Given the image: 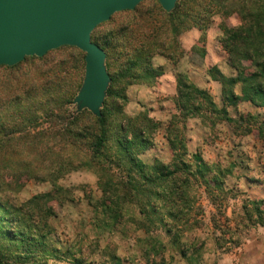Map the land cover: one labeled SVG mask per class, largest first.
I'll return each mask as SVG.
<instances>
[{
	"label": "rangeland",
	"instance_id": "374dc122",
	"mask_svg": "<svg viewBox=\"0 0 264 264\" xmlns=\"http://www.w3.org/2000/svg\"><path fill=\"white\" fill-rule=\"evenodd\" d=\"M177 5L178 13L172 24L166 21L168 15L160 12L157 0H145L134 11L115 13L92 33V39L106 50L108 73L114 78L107 116L111 135L102 157L114 155L115 137L123 135L119 125L129 119L134 123L137 120V124L142 122L149 139L147 147L136 154L143 165L151 167L157 161L166 164L173 161L174 154L165 137L170 130L177 132V146L184 144L183 159L193 165L203 159L214 170H220L221 188L211 195L221 198L217 202L221 207L211 201L198 178V204L202 211L199 219L203 224L186 231L179 240L185 246L203 242L202 248L192 254L189 249L184 256L182 248L186 247L171 243L174 230L166 235L161 227H152L149 233L136 228L138 211L134 204L122 205L125 217L120 223L105 222L96 206L102 197L100 178L106 168L117 177L123 171L110 167L109 161L103 158H91L86 144L90 142V135L74 140L65 130L66 127L73 132L96 130L89 111L77 113L75 105L68 103L84 73V62L78 67L69 60L66 64L71 67L70 75L48 90L39 91L38 96L33 95L32 101L43 100L44 104L40 102L41 106L35 109L30 105L27 118L13 115L15 109L24 105L23 100L2 99L5 91L0 90V146H4L0 149V205L3 206L0 208V264H264V226H244L248 221L242 212V206L251 201L263 204L264 210V100L252 96L234 103L224 101L223 88L219 100L214 97L218 93H213V88L201 86L205 78L203 70L189 72L199 85L186 73L190 60L203 62L207 32L211 37L208 46L213 49L219 45L228 56L221 41V25L238 27L242 21L236 12L228 17H223L218 10L208 13L210 0H184ZM192 10L198 13L194 20H179L180 13ZM193 21L201 22L205 31ZM171 25L179 26L181 31L175 34ZM138 34L143 49L135 53L132 48L134 44L138 46ZM152 39L156 44L151 49L148 67L146 58L150 53L146 52L145 43ZM71 52L84 55L79 49L61 47L45 60H27L14 71L0 68V80L7 73H27L44 79L50 58L66 57ZM240 63L247 67V72L254 69L245 59ZM146 67L153 70L147 71ZM229 69L224 74L218 68L227 77L235 76L236 72ZM182 73L189 82L208 93L217 111L225 109L234 122L229 123L222 114L212 111L206 100H200L197 114L181 116L177 76ZM169 76L174 77L175 88ZM233 91L243 96L239 82ZM145 116L151 119L153 127L146 128ZM213 174L208 173L206 178L210 179ZM218 209L231 225L238 223L239 245H233L227 252L216 245L215 237L220 230H215L211 223V216L215 215L219 227L224 228Z\"/></svg>",
	"mask_w": 264,
	"mask_h": 264
},
{
	"label": "trees",
	"instance_id": "16d2710c",
	"mask_svg": "<svg viewBox=\"0 0 264 264\" xmlns=\"http://www.w3.org/2000/svg\"><path fill=\"white\" fill-rule=\"evenodd\" d=\"M180 1L184 0L177 1L174 9L171 11H164L160 6V12L168 15L166 21L170 24H172V19H174L176 13H178L177 4ZM210 5L211 7L208 6L207 9L208 13H213L214 10H218V12L223 13V17H228L230 14L236 12L242 21V24L238 27L221 25L223 35L221 41L223 42L225 51L228 53L229 67L236 72V75L227 77L223 75L216 66L208 70L211 78L222 84L223 100L234 103L235 101H239L240 98L250 99L252 96H259L264 100V0H210ZM135 9L129 11H134ZM197 14L198 13L193 10L191 12L180 13L179 20L185 21L186 18H189L191 22L196 18ZM182 21H179V23H183ZM194 22L195 21H193L194 25L205 31L206 27L202 25L201 22ZM178 27L179 26L176 25L172 26V30L176 32L175 34L181 31ZM139 37L140 34H138L136 38L138 46L134 44L132 48L135 53L143 49V43L139 41ZM203 39L204 36H201V40ZM151 41L147 40V44L145 43V46H147L146 52L148 51L150 53L148 58H146L148 67L150 65L148 62L149 58L153 53L151 49L156 44L153 39ZM237 42L241 45L237 46ZM72 48L77 49L75 47ZM59 50H61V47L49 51L42 57H26L23 61L14 66L9 67L0 65V68L14 71L21 63L27 60H45L51 52L56 53ZM157 51L161 52L162 49H158ZM242 59L249 61V67L254 69L247 72V67L240 63ZM69 60L74 61L78 67H82L84 55L71 52L67 54L66 57L50 58L48 61L49 68L47 76L44 79H40L37 75H29L27 73L5 74L0 80V90L3 88L5 91L2 99L7 100L8 97H12V101H17L18 99L21 100V102L23 100L24 103L22 107L14 110L13 115L27 118L29 117L28 107L30 105L33 106V108H39L41 106L39 105L40 102L44 104L43 100L32 101V96H38L39 91L48 90L52 84L61 82L64 80L65 76L67 77L70 75L69 70L71 67H68L66 64ZM129 62L132 61L130 60ZM134 62L131 64H134ZM105 63L108 71L107 53ZM149 70H153V68ZM157 74L159 75L160 73ZM109 76L111 81L101 109L102 116L97 118L92 115L96 130L93 131L89 129L87 131L73 132L69 131L70 129H68V127L65 128L68 135L70 134L75 138L74 140H76V137L81 138L85 136V134L88 136L90 135V142L86 144L88 145L87 148L92 153L91 158L94 160L103 158L109 161L111 164L110 167L121 168L123 171V173H120V177H117L116 174L110 173V168L103 170L105 172L104 176L100 178L102 197L99 199L96 206L100 208V213L103 215V219L107 224L108 220L115 224L120 223V220L125 217V213L122 212V205L124 203L134 204L138 211L136 228H141L149 233L152 227H161L166 235L172 234L174 230L175 232L171 235V243H177L186 247L184 249L182 248V254L184 256L189 249L191 250V254L196 253L202 248L203 242H200L196 246L193 243H190V246H185L184 243L179 240L181 235L186 231L197 228L203 224V221L199 219V216L202 215V211L198 204V178H200L211 201L217 204V207H221L220 204L217 203L221 201V198L218 195H211L215 190L221 188V171L214 170V166H210L203 159L198 160L194 165L190 163V161L183 159L182 155L186 152L184 144L182 143V145L177 146L175 143L177 132L171 133L170 130L167 131L165 137L174 154L173 161L169 164L157 161L151 167L143 165L137 159L136 154L138 151H142L147 147L149 139L145 135L146 132L144 131L145 129L144 125L142 126V122L137 124V120L134 123L129 119H124L125 122L119 125L118 130H120L123 135L115 137L116 142L114 144L116 146V152L114 155L111 157H102L105 151L106 141L109 135H111L107 116L110 109L108 98L113 95L114 78L110 74ZM238 82L241 84L242 97L236 95L233 91L234 86ZM61 98H63V96H61ZM177 98L179 107L183 112L181 116L183 117L197 114L195 110L201 105L202 102L200 100H206L211 110L217 111L208 93L189 82L185 74H179L177 76ZM72 99L68 100V103H71ZM9 102H11V100ZM194 102H196V104ZM217 113L222 114L225 121L229 123L234 122L232 118L227 116L225 109H218ZM74 118H76V115H74ZM144 120L147 122V129L154 126L151 119L146 116ZM248 131L250 130L248 129ZM3 148L4 146H0V149ZM178 151L182 153L177 157ZM115 155L116 157H114ZM212 172L214 173L213 176L207 179L206 175ZM262 207L263 204L257 201H251L249 204L242 206L244 219L248 221V225L246 224L244 226H255L258 224L264 226V210ZM0 208L2 209L3 206L0 205ZM217 214L223 218L225 225L223 229L220 228L216 216H211L212 227L215 230H220L219 235L215 237V242L223 252H227L233 245H239L240 236L236 233L238 223L235 222L231 225L228 217L224 215L221 209L217 210Z\"/></svg>",
	"mask_w": 264,
	"mask_h": 264
},
{
	"label": "water",
	"instance_id": "95a60500",
	"mask_svg": "<svg viewBox=\"0 0 264 264\" xmlns=\"http://www.w3.org/2000/svg\"><path fill=\"white\" fill-rule=\"evenodd\" d=\"M145 0H0V65L14 66L26 57H42L63 46L84 53L81 85L72 99L75 111L97 118L111 78L106 52L92 32L118 12L133 10ZM165 11L179 0H157Z\"/></svg>",
	"mask_w": 264,
	"mask_h": 264
},
{
	"label": "crops",
	"instance_id": "0c3cea01",
	"mask_svg": "<svg viewBox=\"0 0 264 264\" xmlns=\"http://www.w3.org/2000/svg\"><path fill=\"white\" fill-rule=\"evenodd\" d=\"M195 31L196 32H199V30L196 29V28H195ZM206 36H207V45H206V49H205V56H204L203 62L202 63H196V62L190 60L189 61V68L187 67L186 73L192 79L193 78V75L191 73H189L190 71L193 72L194 70L195 71L203 70V74H204L205 78H204V80H203L202 83L200 82L201 83V86H204L205 88H208V89L213 88L214 89L213 93L214 92H215V94L218 93L217 96L213 94L214 97L215 98H218L220 100L221 99V89H222V85H221V83L219 81L211 78L209 76V74L207 73V71H208V69L210 67L216 66V67L220 68V71L222 73L226 74V72L228 70H230L229 69V65H228V56H227V54L226 55L224 54V51L218 45V42H217V45L218 46L217 47H214L213 49H212L211 45L208 46V41H209L208 38H211L209 36V32H207ZM218 40H219V36L217 38V41ZM192 44H194V42ZM216 49H217V52L215 51ZM182 74H184V73H182ZM164 76L167 77L168 75L165 74ZM170 78H171L170 79L171 80V85H173V87L175 88V79L172 76ZM193 79H195V78H193ZM192 82H194L197 85H199L198 84L199 82L196 81V80L195 81L193 80ZM215 89H217V91H215Z\"/></svg>",
	"mask_w": 264,
	"mask_h": 264
}]
</instances>
